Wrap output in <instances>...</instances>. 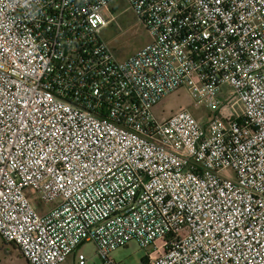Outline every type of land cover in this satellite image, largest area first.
<instances>
[{"label": "built area", "instance_id": "obj_1", "mask_svg": "<svg viewBox=\"0 0 264 264\" xmlns=\"http://www.w3.org/2000/svg\"><path fill=\"white\" fill-rule=\"evenodd\" d=\"M116 1L0 0V240L26 264L131 241L146 264H264V0H123L150 37L124 59ZM181 89L205 124L154 112Z\"/></svg>", "mask_w": 264, "mask_h": 264}, {"label": "rangeland", "instance_id": "obj_2", "mask_svg": "<svg viewBox=\"0 0 264 264\" xmlns=\"http://www.w3.org/2000/svg\"><path fill=\"white\" fill-rule=\"evenodd\" d=\"M109 15L112 23L102 31L101 37L108 44L118 59L127 58L150 42V37L141 22L129 9L123 0H118L110 6ZM224 88V92H227ZM236 111H241L240 105H235ZM180 108L188 109L201 124H205L209 112L203 104L196 103L185 89H181L166 97L154 112L162 117L178 111ZM33 206L39 213L50 210L49 204H44L36 194L26 191ZM151 251L150 248H140L135 241L129 242L126 246L117 249L109 255L115 264H142ZM77 253L82 254L86 264H104L93 243H84L77 248ZM0 264H26L20 257L18 250L13 245L4 244L0 240ZM65 264H74L73 255H70Z\"/></svg>", "mask_w": 264, "mask_h": 264}, {"label": "trees", "instance_id": "obj_3", "mask_svg": "<svg viewBox=\"0 0 264 264\" xmlns=\"http://www.w3.org/2000/svg\"><path fill=\"white\" fill-rule=\"evenodd\" d=\"M142 264H146V258L142 260Z\"/></svg>", "mask_w": 264, "mask_h": 264}, {"label": "crops", "instance_id": "obj_4", "mask_svg": "<svg viewBox=\"0 0 264 264\" xmlns=\"http://www.w3.org/2000/svg\"><path fill=\"white\" fill-rule=\"evenodd\" d=\"M74 258V257H73ZM65 264V263H64Z\"/></svg>", "mask_w": 264, "mask_h": 264}]
</instances>
